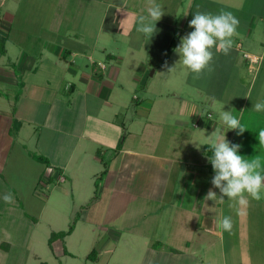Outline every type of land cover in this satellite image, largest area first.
<instances>
[{
	"label": "crops",
	"instance_id": "1",
	"mask_svg": "<svg viewBox=\"0 0 264 264\" xmlns=\"http://www.w3.org/2000/svg\"><path fill=\"white\" fill-rule=\"evenodd\" d=\"M28 1L33 4L34 0ZM45 1L53 5V11H37L31 15V30L23 24L25 33L20 34L16 27L11 34L18 14L16 5L20 8L23 0H0V31L8 36L7 45L10 39L18 44V47L12 44L15 46L12 48L8 45L7 53L0 54V246L4 240H17L20 234L35 245L41 219L35 220L33 216L36 215L27 212L26 201L34 198L35 204L41 203L40 217H49L52 200L51 195L38 189L42 180L44 185L55 182V186L68 182V187L61 189L65 193H74L81 185L88 195L91 193L90 180H95V176L106 169L100 177L104 180L101 187L104 195L98 193L95 200L89 204L84 200L82 205L90 208L101 203L102 211L109 216L115 210L112 198L122 195L125 213L131 212L136 196L124 187L121 178L126 175L125 166L129 161L145 160L140 172L145 174L144 182L149 181V191L140 196L146 204L139 207V211L145 213L144 222L147 227L154 222L153 227L158 230L157 227L163 228L157 224L162 220L158 217L159 212L176 215L168 234L158 240L176 245L185 243L189 250L188 245L195 239L196 243L203 240L207 251L203 263L212 264L213 260L219 259L223 264L224 259L228 264L226 258L229 255L230 262L234 259L235 264H249L254 252L251 245L264 243V235L252 233L260 227V222H264V199L255 201L249 197L248 205H238L227 199L216 204L212 200L204 201L213 187L211 179L214 176L206 145L215 129L221 133L227 131L228 141L241 145V155L249 159L259 155L264 161V146L259 145L258 140L259 131L264 130V112H256L251 105L264 100V93L254 95L251 103V86L259 82V76L255 74L251 79H244L241 73V68L246 67L249 72L255 68L245 53L264 61L261 33L264 31V11L259 8L264 5V0H157L166 14L157 22V32L151 39L135 30L137 18L145 13L147 0H128L126 8H119L121 0ZM221 10L232 12L239 20V36L233 38L230 54L219 52L214 61L220 72L234 77V84L241 91L231 96H217L226 101L227 109L248 130L243 135H238V130L228 131L219 119L209 118L211 112H208L205 132L195 131L188 118L198 113V105L189 107L184 97L180 98L178 106L175 101L164 102V107L161 101L158 105L142 102L138 106L140 118L136 124L130 128L121 125L119 116L129 107L131 91L137 82L143 85L144 96L152 100L146 96L149 87L145 78L150 73L156 76L167 69L165 64L172 58L164 60V57L173 37L179 35L177 47L197 11L218 14ZM125 18L121 28L119 22ZM171 20H174L173 24L167 22ZM165 33L170 37L165 50L161 48L156 54L149 52L150 56L147 55L148 42L151 40L156 46L158 36ZM257 43L262 45L263 55L254 52ZM11 49H17L15 56L10 55ZM248 80L250 84L246 86ZM162 88L164 92L159 91L157 99L170 94V88ZM134 98L139 99V96ZM207 100L212 102V98ZM177 113L181 117L175 119L177 133L181 129L188 133L180 138L174 135L175 132L171 133L174 124L169 118H176ZM15 120L17 127H14ZM197 125V122L192 124L194 128ZM166 129L169 135L164 132ZM195 133L202 139L199 143L193 141ZM132 136L139 137L137 144L128 142ZM108 153L111 156L106 158ZM36 155L45 156L49 164L37 159ZM31 169L35 171L34 189L31 191L30 187L27 192L19 178L29 173L31 176ZM123 171L125 175H121ZM164 187L167 188L164 198L157 199ZM213 190L219 195L218 189ZM21 192L28 193L23 200ZM108 193L110 198L104 199ZM6 194L12 195V203L5 202ZM230 203L232 207H229ZM108 216L102 214L100 220L98 217V222H102L98 225L107 223ZM224 216L232 217L231 233L218 227V220ZM94 223L85 226L87 234H93ZM127 225L125 223V229L129 231ZM160 233L150 237L149 234L131 232L133 239L143 245H149L151 238Z\"/></svg>",
	"mask_w": 264,
	"mask_h": 264
},
{
	"label": "rangeland",
	"instance_id": "2",
	"mask_svg": "<svg viewBox=\"0 0 264 264\" xmlns=\"http://www.w3.org/2000/svg\"><path fill=\"white\" fill-rule=\"evenodd\" d=\"M27 1L28 0H23L20 8L18 5H16L15 9L18 14L16 17V24L13 25L11 34L14 33L16 27L17 29H19L20 34L25 33L22 30L23 27H21V25L23 26V24L28 30H31V15L34 13H38L37 11H53V5L48 1L34 0L33 4H31V1ZM259 8L264 11V5H259ZM167 22L173 24L174 20ZM192 30L193 29L189 27L184 31L182 37H184ZM261 33L263 34L264 41V31H261ZM20 38L21 40H23L22 37ZM169 38L170 37H168L167 33H165L163 36H158L157 40L155 41L158 43L156 46H154L155 43L152 44L150 40V42H148L149 47L146 48V50H148L147 55L150 56L149 52L156 54L155 52L159 51V49L161 48L165 50V46H167L168 42L170 41ZM12 44L18 47V44L13 43L10 39L8 45L11 48L15 47ZM22 44H27L26 46L30 47V44L24 41H22ZM260 47H262V45L260 43H257L254 52L258 53L259 55H263V50L260 49ZM16 54L17 49H11L10 55L15 56ZM215 55H220V53H215L214 56ZM171 58L172 60L167 64H169V67L175 66L174 70L168 71L167 69H165L164 72L163 70H161L156 76L151 75L150 73V76L148 75L145 78V82H148L147 85L149 87V91L146 93V96H148L152 100H149L144 96L143 85L140 82H137L135 84V87L131 91L130 105L129 107L124 109L125 112L121 113V115L119 116L121 125H126V127L130 128L133 124H136V121H138L140 118L138 115V106L142 102H144L145 104L155 102V104L158 105V103H160L161 101L162 107H164V102L171 101L172 103V101H175V104L177 103L178 106V102L180 103L182 100L180 98L184 97L188 100L189 107L192 108L193 104L198 105V113L194 116L192 114V116H189L188 119L191 128L195 129V131H199L200 129L201 132H205L203 128L206 127L209 118L212 117V120L214 119L215 121H217L218 119L220 120V112L223 110L229 111V109H227L226 101H224L223 99H218V96H231L232 93L238 94V92L236 93V91L240 92L241 89H239V87L234 84V77L229 76V74L227 73L224 74L220 72L218 66L215 65L216 60L213 61V72L209 74L207 71H205L202 78L195 79V74L192 73L188 68L183 66L182 63L178 62L180 57L175 51L171 54ZM217 59H219V57H217ZM260 61L261 60L253 64L255 65V68H251V72H249L248 68L246 67H244V69L241 68V73L243 74L242 77H244V79H251V76L256 74V77L259 76V82H261V84L258 82L257 84L255 83V85L253 84L251 86V88L253 89V100H251V103L254 102V95H256L257 93H264V61L262 60L261 64H259ZM261 66L262 70L260 71ZM152 69L150 70V72L152 71ZM144 76L145 74L143 75V77ZM245 83L246 86H248L250 84V81L248 80ZM162 87L170 88V94L161 95V97H158L157 99V93L159 91H161V93L164 92L162 91L164 90ZM200 90H203L206 94L202 93V91ZM134 96H139V99L134 98ZM208 98H212V102L210 101L211 103L207 100ZM145 100H147V102ZM172 107L174 106L172 105ZM208 112H211L208 116L209 118L206 117ZM179 114L180 113H177L176 118L172 116H170L169 118L173 121L174 124L173 128L171 129V133L175 132L176 134L174 135H177L180 138V136L184 135L186 132L181 129V131L177 133L175 119L181 118H179ZM196 122L199 125H197V128H194L192 124ZM164 132L169 135V130L166 129L164 130ZM190 136L192 135L190 134ZM127 140L129 143L131 140L132 143L137 144L139 137L132 136ZM201 140L202 139L199 138L198 134L195 133L193 141L199 143ZM109 156H111L110 153L107 154L106 158H109ZM145 162V160H137L133 163L129 161V163H127L125 166L126 175L124 171L121 174L125 175V177L121 178L124 187L128 188V190H130L132 193H134V196H136L133 201V207L130 209L131 212L126 213L124 211V196L122 195H115L113 198L111 197L115 202V210L110 212L109 216L106 211H102L103 204L101 203H99L97 206H94L95 209L92 205V207L90 208H86L82 205L83 203L85 204L84 200H87L88 204L93 199L95 200L96 192L104 195L101 190L103 189L101 187H103L102 184L104 182V180L100 178L102 176L101 172H99L98 175L95 176V180H90L89 191L91 192V195H87V189L84 188V186L81 187V185L78 186L76 190H74V193H72V191L65 193L62 192L61 189L67 188L68 182L62 183L60 185L57 184V186L54 185L55 182H49L47 183L48 185H44V180L39 182L38 189L51 195L52 201L50 202L48 209L49 217L44 218L42 217V215L40 217L39 210L41 207V203L35 204L34 198L32 201L30 198L27 199V206L24 205L26 206V209H29V211L27 212L31 215L32 211L33 214L36 215L33 216L35 220L39 218L41 219L37 228L38 235L36 243L34 246H32L31 241H29L28 238H24L25 236L22 234H20L17 240L16 238L12 239L10 242L4 240L3 242L5 243L2 242L3 244L1 243L0 246V264H205L203 263V258L204 256L206 257L207 251L204 249L203 240H198L196 243L195 239L193 242H191L188 245L190 247V250L187 248L185 243L184 245H176L170 244V242L168 243L163 240H158L159 238H163V236H166L168 234L169 230L171 229L169 226L173 223V220L176 216L175 213H171L168 211H162V213L159 212L158 217H161L162 220L158 221L157 224L163 225V228L157 227L158 230L153 227L155 225L154 222L150 224L151 227H147L146 223L144 222L145 213L139 211V207L146 204V201H144L143 197L140 196H144L145 191H149V188L147 186V184H149V181L144 182L145 174L143 175V173L140 172L142 171L141 167ZM29 174L26 176L20 175L19 178V183H23L22 185L25 186L23 189L27 190V192L29 191L30 187L31 191H33L35 181V171L31 169V176H29ZM10 179L11 178L9 177L8 180ZM11 182L13 184V180H11ZM56 183H59V181L57 180ZM95 188H97L98 191H92ZM166 189L167 188L165 187L162 189L161 195H159L157 199L164 198L163 193L164 191H166ZM104 191L106 192V189H104ZM27 194L28 193L24 195V193L21 192V199L23 200L25 197H27ZM55 194L57 196H54ZM103 198H110L109 193L108 196L105 195L103 196ZM52 209L56 210L57 214ZM133 209H135V211L132 212ZM102 214H104L105 217L108 216L109 219H106L107 223L99 226L98 224H102V222H98V217L100 220ZM127 218L128 220L126 221ZM92 221L95 222L94 225L96 226L94 228L95 234L94 232H92L93 234L89 235L87 234V227L85 226L90 224ZM73 223L75 224V228L72 233H69L66 236L58 237L56 239L57 241L55 240L51 243L49 242L51 231H66ZM125 223H128V230L133 233L135 232V234H149V236L151 237L154 236V233H157L159 231L162 233L155 236V238H151L152 240L149 245H143L141 244V242L135 241L133 239V234L125 229ZM46 226H48V229L46 228ZM259 226V229L257 228L258 233L256 230H254V232L252 233L264 235V222H260ZM6 237L7 236H5V239ZM179 239H181V237H179ZM251 246L254 252L250 255L249 264H264V243L260 245L254 244ZM32 247L35 249V252L32 251ZM29 248L32 249L29 250ZM93 249L96 250V258L93 255L89 256ZM228 258H230L229 255L226 258L228 264H235L234 259L230 262ZM213 261L214 262H212V264H222L219 259ZM223 264H227L225 263L224 259Z\"/></svg>",
	"mask_w": 264,
	"mask_h": 264
},
{
	"label": "clouds",
	"instance_id": "3",
	"mask_svg": "<svg viewBox=\"0 0 264 264\" xmlns=\"http://www.w3.org/2000/svg\"><path fill=\"white\" fill-rule=\"evenodd\" d=\"M128 0H121L119 8H126ZM165 9L157 3V0H147L144 14L136 20V32L151 39L157 32L156 24L165 15ZM122 19L119 26L122 28L125 22ZM189 27L193 31L181 38V43L174 49L179 55L178 62L195 74V79L202 78L205 71L209 74L214 71V54L222 52L229 55L233 45L234 37L239 36V20L230 11L221 10L218 14L197 11L189 21ZM168 71L174 67H168ZM256 112H264V100L253 104ZM220 121L229 130H238V135L248 130L241 125L240 120L232 114V111H221ZM226 132L221 133L219 129L209 135V148L212 152L208 156L209 163L214 170L210 188L204 197V201L212 200L223 203L226 199L238 205H248L251 200L260 201L264 199V161L261 156L256 155L246 158L240 154L241 145L228 141ZM259 145L264 146V130L258 133ZM213 189L219 190V195ZM3 199L6 203H12L11 194H6ZM232 207V204H229ZM218 227L229 233L234 227L231 216H224L218 220Z\"/></svg>",
	"mask_w": 264,
	"mask_h": 264
},
{
	"label": "trees",
	"instance_id": "4",
	"mask_svg": "<svg viewBox=\"0 0 264 264\" xmlns=\"http://www.w3.org/2000/svg\"><path fill=\"white\" fill-rule=\"evenodd\" d=\"M1 21H2V17H1V14H0V23H1ZM7 37L8 36L6 34H4V33H2L0 31V54H6L7 53ZM178 39H179V35L176 34L173 37V39H172V41H171V43H170V45H169V47L167 49V53H166V55L164 57V60H167V59L170 58V56H171L174 48L176 47V45L178 43ZM17 126H18V121L15 120L14 127H17ZM120 144H122V142L119 143L118 148L120 147ZM206 150H207V152L210 155H212V152H211V150H210V148H209L208 145H206ZM36 158L39 159V160H41V161H43V162H45V163H47V165L49 164L48 163L49 161H48V159L45 156L37 155ZM105 172H106V169L102 172V175H104ZM95 196L96 197L98 196V193L97 192H96V195ZM74 228H75V224L73 223V224L70 225L69 229L66 230V231L53 232L52 235H51V237H50L49 242L51 243V242L55 241L60 236H66L67 234L72 233L73 230H74ZM91 255H93L96 258L97 253H96V250L95 249H93L91 251V253L89 254V256H91ZM43 264H47V263H43Z\"/></svg>",
	"mask_w": 264,
	"mask_h": 264
},
{
	"label": "built area",
	"instance_id": "5",
	"mask_svg": "<svg viewBox=\"0 0 264 264\" xmlns=\"http://www.w3.org/2000/svg\"><path fill=\"white\" fill-rule=\"evenodd\" d=\"M245 56L250 60V63H251L250 65L255 64L256 62L259 61V57L258 56H253V55H251L249 53H245Z\"/></svg>",
	"mask_w": 264,
	"mask_h": 264
}]
</instances>
